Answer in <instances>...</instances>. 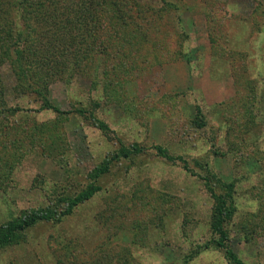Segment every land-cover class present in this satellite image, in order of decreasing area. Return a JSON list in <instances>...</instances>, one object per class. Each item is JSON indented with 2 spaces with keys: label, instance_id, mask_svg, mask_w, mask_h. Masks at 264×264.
I'll return each mask as SVG.
<instances>
[{
  "label": "rangeland",
  "instance_id": "1",
  "mask_svg": "<svg viewBox=\"0 0 264 264\" xmlns=\"http://www.w3.org/2000/svg\"><path fill=\"white\" fill-rule=\"evenodd\" d=\"M224 183L264 264V0H0V229L55 212L0 264H233Z\"/></svg>",
  "mask_w": 264,
  "mask_h": 264
},
{
  "label": "trees",
  "instance_id": "2",
  "mask_svg": "<svg viewBox=\"0 0 264 264\" xmlns=\"http://www.w3.org/2000/svg\"><path fill=\"white\" fill-rule=\"evenodd\" d=\"M107 0H99V3L105 2ZM195 122L199 127H204L207 125V122L203 116V114L200 112V110L197 112V116L195 118ZM158 152L161 156L166 158L169 161H182V157H176L168 152V150L162 146H157ZM141 150L137 148V145L133 146L132 148H126L122 150L121 154L118 155L119 151L116 150L115 152L111 153L109 156L105 158L103 161L105 164L102 166V171L104 172H110L112 164V159L119 158L120 156H128L132 154H138ZM187 163V162H186ZM184 164L187 169L191 171V168L189 165ZM200 166L203 165L202 162H198ZM218 178V176H216ZM204 178L208 179V183H211V176L205 175ZM218 182H222L219 178L216 179ZM225 186V193L219 194L215 192L214 190L217 188L215 186H210L211 191L214 192V199H215V206H214V213H216V220H215V229L217 233L219 234V240L217 241L218 245L223 248V250L226 252L227 258L233 263V264H248L247 262L243 261L238 254L235 252V250L230 245V237L229 233L225 228V224L230 222L233 213L235 212L236 206L233 204V197L230 192V189L232 187L231 183H224ZM101 191V186L98 185L96 182L89 185L88 188L82 190L77 195L70 197L68 199V203H70V208L78 206L79 204L92 199L98 192ZM69 211V210H68ZM55 212L50 210L47 213L44 214H38L34 215L31 218L28 219H14L8 225L3 226V228L0 229V249L4 247L5 245L18 242L23 238V232L30 226H33L37 222L44 221V220H50L53 219Z\"/></svg>",
  "mask_w": 264,
  "mask_h": 264
}]
</instances>
